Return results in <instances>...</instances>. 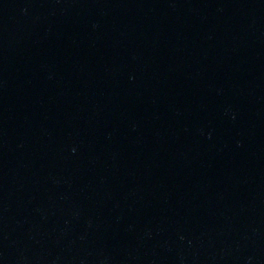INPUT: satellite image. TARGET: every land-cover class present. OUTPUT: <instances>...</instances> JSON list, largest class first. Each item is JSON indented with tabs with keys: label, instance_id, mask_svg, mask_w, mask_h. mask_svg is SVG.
Here are the masks:
<instances>
[{
	"label": "water",
	"instance_id": "95a60500",
	"mask_svg": "<svg viewBox=\"0 0 264 264\" xmlns=\"http://www.w3.org/2000/svg\"><path fill=\"white\" fill-rule=\"evenodd\" d=\"M0 264H264V0H0Z\"/></svg>",
	"mask_w": 264,
	"mask_h": 264
}]
</instances>
